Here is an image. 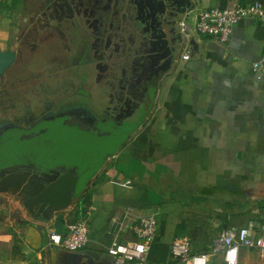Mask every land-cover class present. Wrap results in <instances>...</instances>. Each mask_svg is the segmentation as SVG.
<instances>
[{"label": "crops", "instance_id": "obj_1", "mask_svg": "<svg viewBox=\"0 0 264 264\" xmlns=\"http://www.w3.org/2000/svg\"><path fill=\"white\" fill-rule=\"evenodd\" d=\"M194 1L195 8L184 17L192 27L203 9L255 1L264 6V0ZM39 2L0 0L2 48L26 28ZM197 43L198 51L183 50L177 67L159 83L146 121L109 154L103 184L97 173L81 195L89 193L86 201L92 203L90 234L93 217L102 210L109 245L115 237L126 240L128 227L118 224L127 209L155 212L164 238L166 233L170 237L169 247L176 237L191 239L176 229L194 218L222 226L221 232L228 225L257 229L264 224V75L253 70V63L264 57V24L247 18L234 26L228 41L197 33ZM187 52L190 58L184 60ZM97 191L103 194L100 203ZM15 208L0 209V264H57L62 249L49 243L48 232L75 221L79 212L71 214L74 205L61 218L55 214L50 221L23 223ZM235 216L248 218L237 225ZM216 240L204 248L208 251ZM81 251L106 256L88 245ZM250 254L241 264H260L259 253Z\"/></svg>", "mask_w": 264, "mask_h": 264}, {"label": "flooded vegetation", "instance_id": "obj_2", "mask_svg": "<svg viewBox=\"0 0 264 264\" xmlns=\"http://www.w3.org/2000/svg\"><path fill=\"white\" fill-rule=\"evenodd\" d=\"M105 10L103 0H40L27 20L31 29L24 28L3 48L19 51L0 81V168L42 163L68 168L67 162L42 152L56 125L100 130L105 123L122 124L129 133L146 121L150 109L146 112L135 88L126 100L119 95L110 104L114 83L107 78L115 72L117 55L103 51L104 36L108 27L118 33L121 23L117 15L106 23ZM22 217L21 223L35 219ZM87 257L85 264H104L100 256Z\"/></svg>", "mask_w": 264, "mask_h": 264}, {"label": "water", "instance_id": "obj_3", "mask_svg": "<svg viewBox=\"0 0 264 264\" xmlns=\"http://www.w3.org/2000/svg\"><path fill=\"white\" fill-rule=\"evenodd\" d=\"M103 3L106 5L103 12L106 23H110L115 15L121 23L118 33L106 25L108 28L104 36L103 51L117 55V64L112 67L115 72L107 78L114 83V96L110 98V104H113V99L118 100L119 95L126 100L135 88L141 94L142 106L147 111V106L155 100L159 83L177 67L182 51L186 48L191 54L198 51L197 33L189 24H182L185 15L195 8V1L103 0ZM58 8L61 10V6ZM31 27L28 26L25 31ZM131 27L134 28V40L130 39ZM18 51L16 47L3 49L0 46V81L16 60ZM106 112L109 113L108 108ZM77 126L92 134L102 133L96 128ZM136 129L129 133L132 134ZM80 179L77 168L48 166L44 163L39 166L26 164L2 167L0 209H7L12 204L16 206L15 212L22 216L32 214L35 220L50 221L57 212L66 211L72 206L77 198ZM87 258L82 252L62 249L57 264H85ZM103 262L112 264L111 257L106 255Z\"/></svg>", "mask_w": 264, "mask_h": 264}, {"label": "built area", "instance_id": "obj_4", "mask_svg": "<svg viewBox=\"0 0 264 264\" xmlns=\"http://www.w3.org/2000/svg\"><path fill=\"white\" fill-rule=\"evenodd\" d=\"M247 18L256 19L264 24L263 4L255 1L226 8L213 7L200 10L193 31L226 42L234 26ZM182 24L185 22L183 21ZM189 58L188 52L183 54L184 60ZM253 70L259 76L264 75V57L253 63ZM92 209L91 207L85 209L62 231H49V243L70 252L83 250L90 241ZM118 225H121V228L127 225L128 230L125 231L126 240L115 237L107 248L111 262L114 264H156L150 261L149 254L154 241L159 236L157 214L153 211L138 212L127 209L124 220ZM170 247L171 258L178 264H209L210 253L206 251L192 253V242L188 237L174 238ZM245 250L257 251L261 258L260 264H264V224L257 229L235 225L226 226L212 247L211 253L221 254L225 264H241Z\"/></svg>", "mask_w": 264, "mask_h": 264}, {"label": "rangeland", "instance_id": "obj_5", "mask_svg": "<svg viewBox=\"0 0 264 264\" xmlns=\"http://www.w3.org/2000/svg\"><path fill=\"white\" fill-rule=\"evenodd\" d=\"M2 8H0V13ZM3 13V11H2ZM150 109V106H147V111ZM146 111V112H147ZM137 117H140L138 115ZM143 118V116H141ZM126 125H117L114 128L113 124L105 123L101 125L100 131L101 134H92L86 131L81 130L80 128L74 127H64L60 125H56L51 131L48 133V138L51 140L50 143L43 142L42 152L43 154H53V156L58 159V161H65L68 168H71L73 165L78 166V171L81 174V179L78 183L77 191H76V200L73 205L74 208L72 210L73 216L80 209L79 204L81 203V195L86 193L88 190V184L96 173L102 174L98 178V182L103 184V166L106 163L107 157L109 154L116 152L119 150L121 145L127 139V131L123 130ZM10 129H7L9 131ZM11 131V130H10ZM10 132H4L6 136ZM21 142H24L23 140ZM9 147L3 148V151H7ZM94 190H97V187L94 185ZM98 193V191H97ZM98 201L103 199L102 192L98 193ZM88 202V203H87ZM92 203L86 201L83 203V207L87 210ZM82 207V208H83ZM83 208V209H84ZM66 211L57 212V216L61 218L62 214ZM101 213V216L93 217V221L91 222V242L88 243V247L97 249L99 253L107 255V246L109 245L108 239L105 237L103 233V228L105 227L106 218H103L102 210H99L98 213ZM247 216H241L238 218L237 216L233 217V223L237 225H241L245 223L247 220ZM159 219V229L161 228V221ZM193 223H187L184 227L180 229H176L178 232L188 233V236L194 240V248L196 250H202V248L206 247L207 244L212 242V239H218L221 234V228H218L213 224L212 221L200 218H194ZM190 227V228H189ZM167 229V228H166ZM190 232H188V230ZM163 231V228H162ZM165 231V230H164ZM160 242L169 245L170 237L167 236L164 238V234L160 231ZM106 238V240H105ZM104 239V241H103ZM208 241V243H207ZM212 245V244H211ZM214 246V243L213 245ZM211 246V247H212ZM212 248L208 249V253H210V264H223L219 254L211 253ZM247 251V252H246ZM251 250H245V255L242 257V263L246 257H249ZM251 255V254H250ZM247 257V258H248ZM114 264V263H112ZM244 264H250L249 262H245Z\"/></svg>", "mask_w": 264, "mask_h": 264}, {"label": "trees", "instance_id": "obj_6", "mask_svg": "<svg viewBox=\"0 0 264 264\" xmlns=\"http://www.w3.org/2000/svg\"><path fill=\"white\" fill-rule=\"evenodd\" d=\"M89 197V193L88 195L84 196L81 200L84 201V203L86 202V199H88ZM84 209L79 210V215L82 214L84 212ZM78 215V216H79ZM184 226H179L178 229L182 228ZM163 232L162 231V227L159 229V233ZM160 234L159 236L156 238V240L154 241L152 248H151V252L149 254V259L151 262H154L156 264H178L175 260H173L171 258V247H169L167 244L160 242ZM192 241V239H191ZM203 251H207L206 248H202V250H192V253L195 252H203Z\"/></svg>", "mask_w": 264, "mask_h": 264}]
</instances>
